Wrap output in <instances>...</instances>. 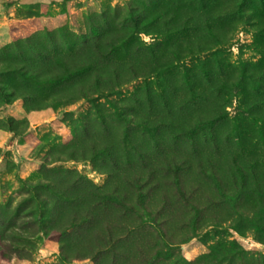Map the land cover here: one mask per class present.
Instances as JSON below:
<instances>
[{
    "label": "rangeland",
    "instance_id": "obj_1",
    "mask_svg": "<svg viewBox=\"0 0 264 264\" xmlns=\"http://www.w3.org/2000/svg\"><path fill=\"white\" fill-rule=\"evenodd\" d=\"M195 22L201 30L190 29ZM207 22L215 35L205 29ZM135 24L134 38L157 55V73L132 81L116 96L59 104L56 85L20 74L38 64L49 72L50 58ZM115 56L126 58L124 48ZM263 73L264 0H0V264H97L82 256L87 245L99 242L92 234L96 225L78 219L82 233L76 235L67 206H54L55 192L48 188L71 176L97 188L112 176L118 187L129 178H144L139 210L150 231L140 243L155 241L142 257L145 263L264 264V194L235 192L228 174L220 191L195 166L178 179L173 173L163 176L159 147L166 135L108 103L149 86L158 96L164 92L173 107L170 118L180 119L184 108L186 134L201 122L199 114L207 113L221 118L212 129L198 127L211 145L212 137L222 144L228 136L235 148L246 139V149L254 153L261 126L255 115L263 117L264 111L253 112L250 101L264 89L250 76ZM74 83L67 85L71 92ZM34 99L41 102L38 108ZM190 142L169 143L168 154L190 155ZM136 149L145 152L146 169ZM138 257L117 264H133ZM110 262L106 257L98 264Z\"/></svg>",
    "mask_w": 264,
    "mask_h": 264
},
{
    "label": "trees",
    "instance_id": "obj_2",
    "mask_svg": "<svg viewBox=\"0 0 264 264\" xmlns=\"http://www.w3.org/2000/svg\"><path fill=\"white\" fill-rule=\"evenodd\" d=\"M189 21L187 20L186 23L188 24ZM138 25H133L132 30L128 28L116 29L103 38L88 44L83 42V47L73 53L59 54L53 59L50 58L48 61L51 65L48 68L49 72L45 71L41 64H38L34 69L22 68L20 74L30 78L36 84L45 82L56 85L58 91L55 96L59 98V104L69 105L80 98L89 99L97 95L116 96L122 87L132 81L148 78L157 73L156 53L145 52L141 43L133 36L134 28H138ZM194 28L201 30L196 22L190 29ZM205 29L215 35L212 24L207 22ZM121 48H124L126 58L117 59L116 52ZM149 58L152 59L153 65L149 64ZM250 77L253 81H261L260 79L264 78V73L260 77L255 75ZM70 81L75 82L73 92L68 90L72 87L67 86ZM258 81L257 83L260 85L258 87L264 89V85L262 86ZM162 94L158 96L149 86H145L143 90L128 99L108 101V103L115 108L127 109L128 112L133 113L132 117L139 119L140 124L146 129H151L154 125V131L163 132L166 135V143H161L159 147V156L164 164L160 161L158 166L159 170L163 171V176L173 173L174 177L178 179L184 172L195 166L199 175L212 180L220 191L227 186L224 175L228 174L233 181L235 192L254 189L260 195L264 194V116L255 115L261 126L257 129V141L253 144L254 153L252 150L246 149L244 144L246 139L242 140L243 143L241 142L239 148H235L230 146L231 140L228 136L222 144L212 137L214 142L211 145L209 137L205 135L204 127H198L207 125L212 129L221 118H209L207 113L199 114L198 119L201 122L198 121L199 123L193 127L191 132L186 134L184 125L187 123L186 117H184V108L180 109L182 111V115L179 113L180 119L170 118L173 107L166 100V96ZM29 97L35 98V95H27L26 98L29 99ZM205 97H200V101ZM260 97L262 99L258 100ZM258 99L250 101L251 108L256 114L260 110L264 111V93ZM34 100L32 104L38 108L41 102L38 99ZM200 101L195 104V107L199 106ZM176 129L180 131L177 134L175 133ZM179 140L191 141V156L189 154L183 156L181 153V157L178 159L174 155L168 154V144L171 142L176 144ZM212 147L213 149H211ZM135 151L142 157L143 164L145 163L143 168L146 169L145 152L138 149ZM170 155L172 156L170 157ZM169 158L172 160L171 162ZM143 179L140 176L136 179L129 178V181H125L126 187H124V183H120V187H118L114 186V176H112L105 187L97 188L81 176H71L69 179L64 178V182H60V186L48 185L49 190L55 192H53L56 196L54 206L57 208L60 204L67 206L69 221L78 227L76 235L82 233L77 225L78 219L96 225L92 234L96 233V239L99 242L94 243L95 245H87L84 249L86 253L82 254L83 257L90 255L95 258L97 264L104 258L110 257V264H117L120 260L127 261L131 255L135 258L137 254L140 257L136 258L133 264H154L145 263L142 257L148 254L147 247L155 245V241L151 240L153 244L152 242L145 245L140 243L141 238L146 236L145 233L150 231L145 228L144 217L139 210L145 203L143 192L146 183H143ZM127 187L133 192L130 196ZM230 188H232V184ZM135 193H138L136 197ZM236 194L239 195V193ZM181 196L188 203V197L184 191ZM195 210L200 212L197 207ZM103 225H105L104 229ZM64 234L65 231H62L61 235ZM65 249L66 245L61 240V250L64 254ZM159 254L160 252H158Z\"/></svg>",
    "mask_w": 264,
    "mask_h": 264
}]
</instances>
